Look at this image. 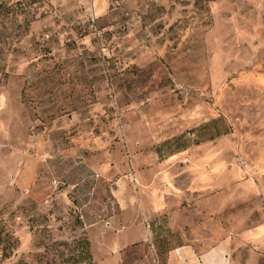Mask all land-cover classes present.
<instances>
[{"label":"rangeland","instance_id":"1","mask_svg":"<svg viewBox=\"0 0 264 264\" xmlns=\"http://www.w3.org/2000/svg\"><path fill=\"white\" fill-rule=\"evenodd\" d=\"M0 264H264V0H0Z\"/></svg>","mask_w":264,"mask_h":264}]
</instances>
